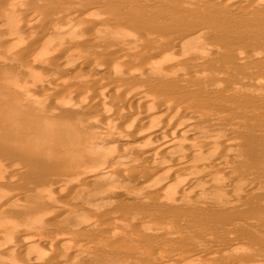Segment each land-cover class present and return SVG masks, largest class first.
<instances>
[{"label":"rangeland","instance_id":"obj_1","mask_svg":"<svg viewBox=\"0 0 264 264\" xmlns=\"http://www.w3.org/2000/svg\"><path fill=\"white\" fill-rule=\"evenodd\" d=\"M0 1H3L0 2V8L11 10L6 5L10 0ZM80 1L85 7L88 4L96 6L97 9L93 15L101 13L105 5L112 8L113 4L117 6L120 17L124 18L123 15L136 12L135 15H138L139 18L148 19L149 32L151 27H155L156 32L153 33L155 38L157 35L158 37L167 35L177 37L184 32L185 34L181 38L187 46L201 44L214 47L216 53L208 54V59L228 72L224 83H235L232 89H240V115L235 120H228L231 132L234 134L229 137V150L221 155V160L227 165V172L218 173V176L215 172L210 173V171L202 177L200 176L201 178L198 176L199 180L205 177L204 181L198 180L192 185V188L185 189L180 196H174L172 192L160 190L158 186L162 185L165 179L176 176L183 169L171 171L169 175L168 172L159 175L156 171L149 169L151 171L144 174L142 179L138 178L142 183L139 185L142 187L140 188L135 185L136 178L134 179L132 175L118 176L122 161L121 157H115L106 164L94 163V165L105 167V169L108 167V170L95 179L84 182L78 175V171L93 170L94 165L90 166L89 157L78 153L75 147L64 145L58 148L56 145L48 156L36 152V147H32V144L38 141V145H41L43 141L39 140L40 131L35 132V127L42 120L69 121L73 119L69 118L72 115L83 117L88 111L85 108L87 103L85 101L91 100L95 96L89 92L91 89L88 86L91 85L88 84L90 80H96L97 77L98 79H114L113 76L107 74V69L112 61L99 59L101 60V64H99V61H96L95 51L109 53L114 50L115 54V51L118 52L114 47L115 44L133 39L138 41L139 46L145 44V41L139 34L140 32L132 29L128 24L122 25L121 29L116 32H106L103 27L98 25V22L101 21L97 18L83 17L82 11L71 12L74 8L66 6L65 0L20 1V10H24L23 12H27L28 15L33 14L34 11L33 15L40 17L61 14L75 18L72 20L67 17L68 25L67 22L61 21V24L66 27L62 31L51 32L46 39L39 38L37 41L36 38L33 39V42L28 39V44L31 42V46L27 44L31 53L26 51L24 42L17 41L16 36L19 35V31L11 33L12 36L16 34L13 38L16 39L14 40L17 41V44L13 39L6 42V39L3 40L0 34V194L2 192L8 195L12 194L11 203H13L11 207L0 205V237L4 232H8L9 228L15 231V229L19 230L22 227L25 229L29 226L28 230L35 232L39 238L42 237L41 239L44 238V240L46 238L48 251L45 246H41L39 243L33 245L35 247V249L33 247V251L36 250L40 253L43 250L46 252H42L41 256L48 258V264H264V8L255 10L244 6L242 7L243 12H240L227 9L222 5L216 6L218 2L216 0H213L215 4L209 0L212 5L207 2L200 8L183 5L181 0H137L138 2L142 1L143 5L149 4L147 9L134 3L135 0ZM34 5L40 7L34 8ZM213 5L216 6L214 9ZM56 11L59 14H55ZM63 12L66 14H62ZM84 12L86 11L83 10ZM74 13H77L78 16ZM18 17L19 20L25 19V15H18ZM57 19L60 20L62 17H57ZM74 20L75 22H73ZM206 21L211 23L207 24ZM134 23L136 24V22ZM34 24L31 26L35 29L40 24V29L41 23ZM42 26L43 32L40 31L45 33L48 30V25L42 23ZM83 35L90 37L91 42H83L78 45L76 38L83 37ZM20 38H22L21 40L26 39ZM62 44L64 48H62ZM52 45L57 48L55 49ZM58 46L62 50L58 53L59 55L56 53V57L53 52L54 50H57L55 52L60 51ZM231 46L240 49V61L235 62L236 57L231 53L228 54L227 51ZM12 49H15L14 52L20 50L26 52L21 53L22 55L14 54ZM126 49L131 50L128 46ZM42 50L43 52H41ZM127 50L124 52L128 53L129 50ZM38 51L43 57L39 62L43 63H40L41 66L39 64L34 67L32 63L42 58ZM47 51L50 52L49 55L46 53ZM11 53L14 54L12 58L9 56ZM26 53H29L28 56ZM23 55L26 56V59L30 58L29 55L31 56V65L30 63L26 65L29 60H26ZM44 55L50 56L51 61L46 59V62ZM53 55L55 56L52 57ZM83 55L88 59V61L85 60L88 64L93 65L94 63V71L81 66L86 65V62L81 61ZM58 56L62 57L60 66L64 70L61 71L62 73L51 75L52 73L46 71L43 64L53 63L52 66H55ZM21 59H25L26 62L25 60L22 62ZM20 61L26 63L25 70L20 69L19 65H15L21 64ZM68 73L70 74L67 75ZM123 76L133 79L136 74L124 72L117 78H123ZM70 77L71 79H69ZM74 77L78 79L77 83L79 82L77 87L81 85L85 88L86 82H88L87 87L90 88L88 95H91V99L90 96L85 99L84 108L77 104L76 100L73 101L76 97L74 98L75 94L71 88H77L76 80H72ZM52 79L57 84L60 81V84H67L69 87V92L66 91L63 95L61 93L59 98L56 92V97H51L52 93L50 95L51 98L59 99L57 102L62 106L61 112L57 102L52 107L50 106L52 104L48 102L49 99L48 101L45 99L43 103L44 105L48 104V108L43 104L40 108L36 106L40 98H45L44 92L35 90L30 92L34 95L29 93L30 86L34 82H50ZM62 80L63 83H61ZM236 90L232 94L237 92L239 94V91ZM66 100L67 102L72 101L68 102L69 104L73 103L72 108L77 106L74 109L68 108L69 104L65 103ZM59 101H64V104L61 105ZM65 104L66 108L64 109ZM78 106L81 107L79 110ZM126 107L125 105V107L120 106L119 108L124 110ZM105 111L108 110H100L103 115H106ZM6 119L17 120L25 124L17 123V131L10 129L8 132L3 129ZM102 128L100 122L80 125L79 130L85 135L81 139L80 147L85 148L89 141H94V144L97 143L96 152L100 156L112 153L114 142L109 143V140L102 139L100 143L99 135ZM21 130L31 135L29 141H24V136L19 132ZM171 132L173 131H168L169 137H173ZM135 139L136 137H129L124 141L125 144H120V148L126 152L130 149L133 150L135 142H137ZM152 145L146 147V152L164 156L163 150L154 149ZM199 150L197 149L198 153H204V156L215 154L213 149ZM134 164L135 162L132 163V165ZM221 175H224V178L226 176L229 178H226L230 180L228 186L223 185V187L217 184L222 179ZM80 180L81 185L79 184ZM77 184L83 186L75 189ZM182 184L183 182L177 183L176 187L181 188ZM70 185L73 188L69 187ZM145 186L146 189H144ZM187 187L189 186L187 185ZM42 191L44 194L46 193L47 198L43 200L41 206L35 205L40 207L38 211L33 210L32 214L26 217L21 212L22 209L29 208L31 201L37 204L41 203L36 199L38 193ZM19 195L20 198H18ZM45 201H48L54 208H58L56 210L45 209L47 206ZM59 208L62 209L59 210ZM45 218H47L46 221ZM16 238L9 236L8 244L9 242L17 244ZM18 251L12 255L17 259V264L20 262V264H33L30 263L32 261L30 251ZM184 261L187 262L184 263ZM0 264H7V262L1 258Z\"/></svg>","mask_w":264,"mask_h":264},{"label":"bare ground","instance_id":"obj_2","mask_svg":"<svg viewBox=\"0 0 264 264\" xmlns=\"http://www.w3.org/2000/svg\"><path fill=\"white\" fill-rule=\"evenodd\" d=\"M20 1H24V0L8 1L9 3H7L6 5L10 7L11 10L9 9L7 10L6 8H0V34H1V38L3 40L6 39L5 41L7 42V40L12 41V39L13 40L15 39L13 38V36L15 37L16 34L12 36L11 33L14 34V33H17L15 31H19L18 34L21 35L20 37H23L26 39L25 40L23 39L24 41L21 40L22 38L18 37L19 35L16 36V39L18 38L17 41L24 42L26 51H29L30 53L31 51L28 49L29 48L28 45L31 46L30 45L31 42L30 44H28L29 40L30 41L32 40L33 42V39H36V38H37V41L39 38L46 39L49 37V34L51 32H55L58 30L62 31V29L66 27L64 24L63 25L61 24V21H64L65 23L67 22V25L69 23L68 18H67L69 16L66 17V15L65 16L61 15L57 13V11L55 14H59V16L51 15V16L40 17V16L33 15L34 11H33V14L30 13V15H28L26 14L27 12L25 13L23 12L24 10L23 11L20 10L21 9L20 8L21 5L19 4ZM181 1L183 5H188V6H192L196 8L197 7L200 8L204 6L205 3L209 2V0L207 1L206 0H181ZM0 2H3V1H0ZM65 2H66L65 3L66 6L74 8L71 12H74L75 10H76L75 12L77 13L82 11L81 15L83 17L92 16V17L97 18L99 21H101V22H98V25L103 27V30L105 29L106 32H110V33L116 32L121 29L122 25L124 24L130 25L132 29L136 31L138 30V32H140L139 34L142 35V39L143 41H145V44L138 46V41H135L133 39L128 40V42H121L119 44H115L116 46L114 47L115 49L118 50L117 52L118 54L115 51L116 55L114 54L113 49H112L113 54H110L112 53L111 51L109 53H106L107 51L102 52L100 50H96L95 57H97V60L96 59L95 60L97 62L99 61L98 62L99 64H101L100 61L102 59L103 60L107 59V61L110 60V62L112 61L111 64L109 65L110 67L107 69V74H109L110 76H113L114 79L113 78L112 80L111 79L107 80L105 78L98 79L97 77L95 78L96 80H94V79H91L92 77L91 76L90 77L91 80L89 79L91 83L86 82V86L84 85L85 84L84 83L83 85L85 86V88H83L81 85L77 87V84L79 83V82L77 83V80H78L77 78L75 77L72 78V80L73 79L76 80L75 86L77 87V88L75 87L71 88V90H73L74 94L76 95V96L74 95V98L76 97V99H74L73 101L76 100L77 104L81 105L82 108L86 106L85 108H87L88 111L85 113L83 117H79V116L74 117L73 115L70 116L69 118L72 117L73 119L69 121H62L59 118H58L59 122L56 120L54 121H48L46 119L42 120V122H40L38 125L39 127L38 126L35 127V132L40 131L39 140L43 141V143L41 145H38V141L33 143L32 147L33 146L36 147L35 151L42 153L44 156H48L51 153L53 147L56 145L58 148L64 145L72 146V147H75V150L78 153L84 154L85 156L89 157L88 163L90 164V166H93L94 163L106 164L108 161L112 160L115 157H121L122 165L120 166L118 176L122 177L127 174L128 176L132 175L134 179L136 178L134 180L135 185H138V186L142 185V183L140 182L138 178L141 177L142 179V176L146 174L148 171H151V170L156 171L157 173H159V175H162L164 173L166 174L168 172L167 174L169 175L170 174L169 172L171 171H174V170L178 171V170L183 169L176 176L173 174L174 177H171V178L169 177V179L167 178V180L165 179L163 184L158 186L160 190L170 191L173 193L174 196H180L181 193H183L185 189L192 188V185L195 184V182L199 180L198 176L202 177V175L206 174L207 172L211 171L210 173H212L213 171L216 174L226 173L227 165H225V163L221 160V155L225 151L229 150L230 148L229 137L232 134H234V132L233 133L231 132L232 129L228 124V120L230 119L235 120V118L239 117L240 115V89L239 90L237 89L239 91V94H237L238 92L236 94H232L236 90V89L235 90L232 89L235 83L226 84L223 82L228 72L224 68H220V66H216L215 63H213L212 61L208 59L207 57L208 54L216 53V50L214 49V47L203 46L201 44H194L191 46H187L184 43V40L181 38V36L185 34L184 32L178 35L177 37H172L168 35L163 36V37H158L157 35L158 38L157 37L155 38V35L153 33L156 32V29L155 27H151V31L149 32V26H147L148 19L139 18L138 15H135L136 12L123 15L124 18L120 17V13L118 12L117 6L115 4H113L114 6L112 8H108V5H105V8L103 9L101 13H98L97 15H93V12H95L97 9L94 4H88V6L85 7L84 5H82V2L80 0H65ZM133 2L144 6V8L146 9L149 6V4L143 5L142 1L138 2L137 0H135ZM212 2L214 1L212 0ZM212 2L211 3L209 2L207 4L212 5ZM216 2H217L216 6L222 5L223 7L227 9H232V10H236L240 12H243L242 7L244 6H249L251 9H255V10L264 8V0H256V1L254 0H245V1L216 0ZM36 5H40V4H36ZM36 5H34L33 7L34 8L40 7ZM216 6L213 5V9ZM68 8L66 9L68 10ZM83 10L86 12L83 13ZM64 13L65 12H63L62 14ZM77 13H74V15L76 14V16H78ZM18 15H25V19L19 20L20 18L18 17ZM82 16L80 17L81 19L79 18L80 22L82 20ZM57 17L58 18L62 17V19L58 20ZM69 18L71 19L72 17H69ZM74 18H72V20ZM76 19H78V17H76ZM111 20H115V21L110 22ZM125 20L127 21V23ZM133 21L136 22V24ZM73 22H75V20ZM34 23L35 24L41 23L40 29H39L40 24H38V28H36L38 30L33 28L31 24H34ZM42 23L48 25V30L45 33H42L43 31L41 30L43 29L42 27L45 26V25L42 26ZM206 23L209 24L211 22L206 21ZM108 24L110 25L107 27ZM67 32L68 31H66V33ZM76 39H77L76 43L78 45H80L83 42H91L90 37L86 35H83V37L81 36L80 38H76ZM17 41H15L16 44H17ZM64 44H66V42ZM22 46L24 45L22 44ZM94 46L96 47V45ZM126 46L130 47L131 49V50L128 49L129 50L128 53L124 52L127 50ZM46 47H50V46H46ZM61 47L59 48L58 46V49H60V51L58 50V52H55L57 50L53 49L54 50L53 53L58 54L59 52H61L62 50ZM54 48L56 49L57 46H54ZM62 48H64V45ZM15 49H12L13 51L11 50L12 53L14 54H21V53L23 54L26 52L25 50L23 52L20 49H19L20 51L14 52ZM48 51L46 53L50 54V52ZM41 52H43V50ZM227 52L228 54L231 53L233 56L236 57L234 59L235 62L240 61V49H238V47L231 46L229 47ZM12 53L11 55H9L10 58H12V56L14 55ZM28 54L26 53L27 56ZM57 54H56V57H57ZM60 54L62 55V53ZM94 55L92 56L94 57ZM23 56L24 58L26 57L25 55ZM31 56L29 55L30 58ZM44 56H46V58L44 57L45 61L46 59L50 60L49 58L50 56L48 57L47 55H44ZM54 56L55 55H53L52 57ZM242 56H245V55H242ZM30 58L27 57V59L29 60L27 64L25 63L27 59L25 58L26 59V60L24 59L25 62L22 63L24 61L22 60L23 59L22 58L21 59L22 62L21 61L19 62L21 64H15V65H19L18 67L20 69L25 70L27 68L25 67V64L28 65V63H30L31 65L32 59L30 61ZM61 58L62 57H59L58 59L56 58L55 66H52L53 63L50 65L48 63H46L47 65L43 64L45 65V70L52 73L51 75H53V73H59V72L62 73L61 71L64 69H62L60 66ZM83 58H84V55L83 57H81L82 62H86L85 60L88 61L87 58H84V59ZM41 59H43V57L38 59V61L33 60L34 62L32 63V65L36 67L40 63H43L41 61L39 62V60ZM137 61H138V64H137ZM99 64L97 65L99 66ZM81 66L86 67V69L90 68L92 71H94L95 69L94 63L93 65H90L86 62V65H81ZM124 72H131L133 74L135 73L136 77L135 78L133 77V79L132 77L125 78L124 76L123 78L122 77L117 78L120 75H122ZM69 74L70 73H68L67 75ZM82 76H80V78H82ZM71 77L69 79H71ZM53 80L54 79H52L50 82L44 81L41 83L34 82L30 86V89L28 87L29 93L35 90L41 93L44 92L45 98L43 99L40 98V100H38V103L36 105L38 108H40V106L44 103L45 99L47 101L49 99L48 102L52 104L50 105L52 107L53 104L59 100L58 98L61 93L63 95L65 94L66 91L69 92V87L67 84L62 85L60 84L59 80H57L59 81L57 84L56 81L55 80L53 81ZM63 82L64 81L62 80L61 83ZM87 83L91 84V85H88L91 87V89L87 87ZM89 89H90L89 92L95 95L93 96L92 99H91V95H88ZM55 92H56V95L58 96L57 98L58 100H56V98L54 97L51 98L52 96H55ZM30 94L32 95L33 93H30ZM87 97H89L91 100L85 101ZM84 101L87 102L85 106H84L85 104ZM59 102H61V105L64 104L63 103L64 101H59ZM68 102H72V101H68ZM68 102L66 100L65 103L67 104ZM57 104L60 106L58 102ZM66 104L63 107L64 109L66 108L65 107ZM72 104H69L67 107L74 109L77 106L75 105L72 108L71 106ZM119 105L123 107H125L126 105L127 109L125 108L124 110H122L123 108L122 109L119 108L120 107ZM44 106L47 107L49 105L47 104ZM38 108H35V109H38ZM61 108L62 106H60V112L62 110ZM79 108L81 107L78 106V110ZM101 109H106L109 112L105 111L106 113L104 112V114L106 115H103L100 112ZM55 112L57 113L56 108H55ZM93 122H98V123L100 122V124L103 126L102 128L103 130L101 131L99 135V137H101V141L99 140L100 143L102 142V139L109 140V143L114 142L112 153H107V155L100 156L99 153L96 152V148H95L97 146V143L94 144V141L90 142L89 140H88L89 144H87L85 148L80 147L81 139L84 138L85 135L80 132L79 126L82 125L83 123L91 124ZM17 123L20 125L21 123L25 124L24 122L20 123L17 120L6 119L3 129L7 130L8 132L10 131V129L17 131V128H16ZM23 130L19 132L21 133V135L24 136L23 137L24 141H29L31 139V135L25 133ZM169 130L173 131L171 132L173 133V137L168 136ZM129 137L131 138L136 137L137 140L135 139V141L137 142H135L136 144L133 150L130 149L131 151L127 150L126 152L124 151L123 148H120V144L121 143L125 144L124 141H126ZM150 144L151 145L153 144L152 146L154 149L163 150L164 156L155 155L154 152H149V151L146 152L145 149ZM45 146L47 147L46 150H45ZM197 149L198 150L199 149H203V150L213 149V151H215V154L204 156L203 155L204 153H200V152L198 153ZM203 150H199V151H203ZM213 151L212 153H214ZM124 152L126 154H123ZM161 154L163 155V153ZM196 157H198V159H196ZM134 162L135 164L132 165V163ZM106 168L107 169L99 165L98 166L94 165L93 170H88V171L80 170L78 171V175L82 177L84 182H89L95 179L96 177L100 176L105 170L107 171L108 167ZM7 169H10V168H7ZM220 177H222L221 181L219 183L217 182L216 183L222 186L223 185L228 186L230 182V180H228L229 178L227 176L226 178L228 179L224 178L225 177L224 175L223 176L221 175ZM204 178L200 179L199 181L203 182ZM182 182L183 184L181 188L176 187L177 183H182ZM79 184L80 185L82 184L81 180L79 181ZM187 185L189 187H187ZM82 186H79L77 184V187L75 189H79ZM69 187L73 188L71 185ZM144 189H146V186ZM11 195L12 194L8 195L7 193L2 192V194H0V205L11 207V205L13 204L11 203ZM46 196H47L46 193L44 194L43 191L39 192L36 200L37 202L38 200H40L41 203L37 204L31 201L30 207L22 209L21 212H23V214L26 217H28L30 216V214H32L33 210L38 211L40 207H36V206H41L43 200L47 198ZM20 197L21 196L19 195L18 198ZM45 202L47 205L45 209L47 210L48 208L55 209V210L58 208L57 206H56L57 208H54L53 205H51L48 201H45ZM60 209L62 208H59V210ZM43 219H44V216H43ZM46 219L47 218H45V221ZM39 220H41V218H39ZM4 225L6 226V224ZM4 225H3V228H5ZM23 228L24 227H22V229H19V230L15 229V231H12V229L9 228L8 232L7 231L4 232L3 236L0 237V259L1 258L4 259L7 262V264H17V259L12 257L13 253H16L18 250H23V251L28 250L30 251L29 252L31 256L30 259L32 260V261L30 260L31 261L30 263L48 264L47 262L48 258L41 256L42 252H44L43 250L42 252H40L41 254L38 253V251L36 252V250L33 251V247H34L33 245L35 243H39L41 246H45V249H47L46 238L45 240L44 238L41 239L42 237L39 238L37 234H35V232H32V230H28L29 226L26 227L25 229ZM9 236L17 237L16 240L17 239L18 240L17 241L15 240L17 244L16 243L13 244L10 242L8 244L7 240ZM224 244L227 245V243H224ZM38 249L39 251H41L40 248ZM186 262L187 261H184V263ZM125 264H128V263H125Z\"/></svg>","mask_w":264,"mask_h":264}]
</instances>
